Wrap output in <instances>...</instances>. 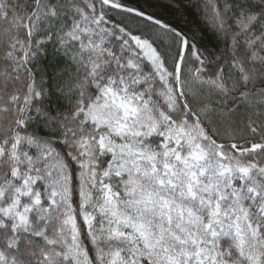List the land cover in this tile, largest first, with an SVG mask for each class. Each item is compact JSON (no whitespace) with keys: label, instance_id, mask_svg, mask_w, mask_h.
I'll return each instance as SVG.
<instances>
[{"label":"snow or ice","instance_id":"snow-or-ice-1","mask_svg":"<svg viewBox=\"0 0 264 264\" xmlns=\"http://www.w3.org/2000/svg\"><path fill=\"white\" fill-rule=\"evenodd\" d=\"M0 0V264H264V0Z\"/></svg>","mask_w":264,"mask_h":264},{"label":"trees","instance_id":"trees-1","mask_svg":"<svg viewBox=\"0 0 264 264\" xmlns=\"http://www.w3.org/2000/svg\"><path fill=\"white\" fill-rule=\"evenodd\" d=\"M153 10L157 12L161 17L167 18L169 15L167 0H160V4Z\"/></svg>","mask_w":264,"mask_h":264}]
</instances>
